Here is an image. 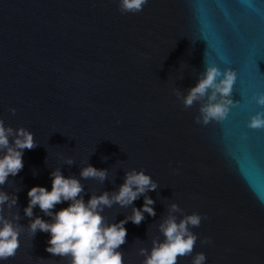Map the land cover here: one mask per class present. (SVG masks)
I'll return each mask as SVG.
<instances>
[{"label":"water","instance_id":"obj_1","mask_svg":"<svg viewBox=\"0 0 264 264\" xmlns=\"http://www.w3.org/2000/svg\"><path fill=\"white\" fill-rule=\"evenodd\" d=\"M118 3L0 0V118L31 131L38 145L2 186L19 191L13 212L25 229L15 256L0 264H68L46 251L48 233L31 237L24 215L28 191H51L56 168L81 180L85 201L117 191L131 169L158 183L146 193L155 217L125 224L124 264H142L139 248L164 239L157 226L171 203L207 216L192 229V255L203 252L205 264H264V129L247 126L264 112L255 101L264 94V0H148L137 14H121ZM206 64L236 71L238 103L222 123L201 125L199 105L185 109L173 89L186 94ZM87 163L108 169V179L80 178ZM33 212L51 220L38 206ZM130 214L118 205L102 213L112 223Z\"/></svg>","mask_w":264,"mask_h":264},{"label":"clouds","instance_id":"obj_2","mask_svg":"<svg viewBox=\"0 0 264 264\" xmlns=\"http://www.w3.org/2000/svg\"><path fill=\"white\" fill-rule=\"evenodd\" d=\"M147 3L148 0H119L118 9L121 14H137ZM236 80L237 73L232 68L221 71L215 65L206 64L195 86L188 88L186 94L178 88H174L173 92L185 109L199 105L198 115L194 118L196 124L222 123L238 103L232 99ZM255 101L264 106V94L256 96ZM9 111L13 115L16 113L15 108ZM247 126L264 129V112L251 116ZM37 146L31 131L24 127L14 129L6 126L0 118V260L6 261L15 256L20 247L19 237L25 229L19 223V211L13 212L18 202L15 192L19 191L9 194L2 186L10 182V176H17L23 169L24 150ZM65 163L72 165L74 160L67 158ZM79 175L83 180L104 183L108 179V169H97L87 163ZM50 177L51 191L33 186L27 193L28 204L24 215L30 220L27 230L31 237L34 238L38 231L48 233L50 239L46 251L54 256L69 258L68 264H124V254L118 249L126 243L125 224L131 221L139 225L145 219V213L155 217V201L146 193L156 191L158 183L144 170L131 169L125 171L124 182L117 191H103L99 195L91 193L85 201V187L80 179L65 177L60 168L53 170ZM141 196L144 201L142 207L133 206V202ZM63 202H69L68 207L54 212L55 206ZM114 205L120 208L131 206V214L118 223L108 222L102 213ZM37 206L51 218L50 221L34 216L33 209ZM176 213H180L181 217L178 218ZM203 219L207 216L196 212L184 214L178 204L171 203L167 216L157 226L164 239L153 238L150 250L139 248V255L144 257L142 264H178L179 258L189 256H192L191 264H205L203 252L192 255L198 239L192 229L199 227ZM210 243V237L201 240V244Z\"/></svg>","mask_w":264,"mask_h":264}]
</instances>
